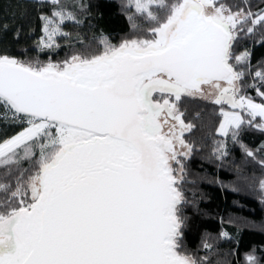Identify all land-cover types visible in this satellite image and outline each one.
<instances>
[{"label":"snow or ice","instance_id":"6c2138e0","mask_svg":"<svg viewBox=\"0 0 264 264\" xmlns=\"http://www.w3.org/2000/svg\"><path fill=\"white\" fill-rule=\"evenodd\" d=\"M48 3L38 51L60 47L66 21L81 23L75 6ZM123 8L133 34L118 44L101 33L96 51L60 62L0 52V129L19 127L0 137V264H208L182 243L193 151L182 99L220 106L217 132L246 156L264 150L240 140L245 128L264 131V62L253 71L250 49L234 55L245 37L264 44V9L250 0ZM226 148L217 142V158ZM245 264H258L255 250Z\"/></svg>","mask_w":264,"mask_h":264},{"label":"trees","instance_id":"16d2710c","mask_svg":"<svg viewBox=\"0 0 264 264\" xmlns=\"http://www.w3.org/2000/svg\"><path fill=\"white\" fill-rule=\"evenodd\" d=\"M62 2L75 6L73 10L81 23L66 21L62 27L68 36L57 38L60 47L38 51L36 42L42 34L40 16L50 15L52 5L48 0H0V52L26 60L60 62L77 52L96 51L101 33L113 44L133 34L123 8L126 0ZM227 2L236 4L239 0ZM250 3L253 10L264 9V0ZM259 39L257 33L241 39L234 47V55L245 48L252 51L253 71L258 62H264V44L254 42ZM248 92L255 97L253 89ZM180 108L185 113V122L193 125L184 136L193 145L191 155L184 160L186 176L181 185L186 200L184 249L198 258L207 256L208 264H245V254L255 250L258 264H264V196L259 185L264 179V166L259 163L264 160V150L256 151L264 144V131L245 128L241 133L240 140L256 151L253 159L230 137L218 135L220 106L199 97H184ZM16 131L19 127L0 129V137ZM221 140H226L227 155L217 158L214 149ZM23 167H28L27 162ZM222 231L228 233L227 238L220 237ZM204 239L214 245L212 250L202 247Z\"/></svg>","mask_w":264,"mask_h":264},{"label":"rangeland","instance_id":"374dc122","mask_svg":"<svg viewBox=\"0 0 264 264\" xmlns=\"http://www.w3.org/2000/svg\"><path fill=\"white\" fill-rule=\"evenodd\" d=\"M221 119H222V118H221ZM219 124H220V123H219ZM218 127H219V125H218ZM218 127H217V128H218ZM217 133H218V132H217ZM218 135H219V133H218ZM263 196H264V191H263Z\"/></svg>","mask_w":264,"mask_h":264}]
</instances>
